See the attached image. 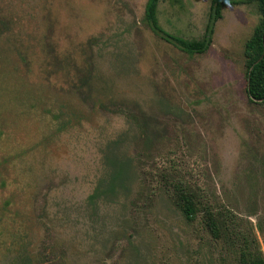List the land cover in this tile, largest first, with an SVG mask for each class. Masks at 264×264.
I'll return each instance as SVG.
<instances>
[{"label": "rangeland", "instance_id": "obj_1", "mask_svg": "<svg viewBox=\"0 0 264 264\" xmlns=\"http://www.w3.org/2000/svg\"><path fill=\"white\" fill-rule=\"evenodd\" d=\"M146 1L0 0V264L264 258V101L244 57L256 4L225 3L188 54L167 35L200 40L210 0H157L162 33Z\"/></svg>", "mask_w": 264, "mask_h": 264}, {"label": "trees", "instance_id": "obj_2", "mask_svg": "<svg viewBox=\"0 0 264 264\" xmlns=\"http://www.w3.org/2000/svg\"><path fill=\"white\" fill-rule=\"evenodd\" d=\"M250 1V0H247ZM256 4L258 13L260 14V20L254 27L250 37L244 44V57L246 65V86L247 94L254 100L264 101V0H253ZM235 0H210L209 5V17L205 25V31L200 40H187L179 36L167 35L168 41L177 47L178 49L191 54L204 51L211 39V33L213 28V22L220 13V8L225 3H234ZM157 0H147L144 8V16L146 20L152 26L153 31L162 33L155 18ZM114 170V173L109 182V188L101 192H107L113 190L115 187V181L121 175V167L119 165ZM98 188V187H97ZM177 196L179 199V208L187 216H193L197 211V205L195 202V194L190 189L178 184ZM96 191L89 196V200H92L97 196ZM214 237L218 236V232L215 230ZM248 264H264V258L261 254H254Z\"/></svg>", "mask_w": 264, "mask_h": 264}]
</instances>
